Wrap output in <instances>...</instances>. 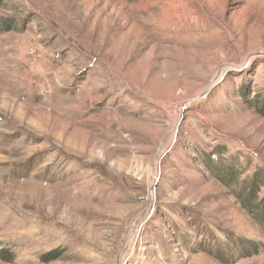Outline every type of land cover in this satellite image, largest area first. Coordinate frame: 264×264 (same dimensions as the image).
<instances>
[{
    "label": "rangeland",
    "instance_id": "374dc122",
    "mask_svg": "<svg viewBox=\"0 0 264 264\" xmlns=\"http://www.w3.org/2000/svg\"><path fill=\"white\" fill-rule=\"evenodd\" d=\"M263 89L264 0H0V264H264Z\"/></svg>",
    "mask_w": 264,
    "mask_h": 264
},
{
    "label": "trees",
    "instance_id": "16d2710c",
    "mask_svg": "<svg viewBox=\"0 0 264 264\" xmlns=\"http://www.w3.org/2000/svg\"><path fill=\"white\" fill-rule=\"evenodd\" d=\"M4 29L8 30V28ZM246 91V93H241L244 101L249 103L260 115L264 116V89L253 95H251L248 90ZM215 148L216 150L218 148L221 150L223 147L218 146ZM211 155H214L213 151H211V154L206 157V160L209 161V163H207L209 169L216 173L219 181L236 191L235 194L237 195L240 204L250 212H253V214L255 213L254 215L264 225V195L260 196V189L264 187V173L261 170H256L250 178L239 179L235 169L231 166L230 168L218 167L216 169L215 166L210 167V163L212 162L210 161Z\"/></svg>",
    "mask_w": 264,
    "mask_h": 264
}]
</instances>
